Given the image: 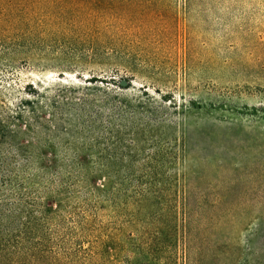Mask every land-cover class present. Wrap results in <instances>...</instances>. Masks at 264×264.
I'll return each instance as SVG.
<instances>
[{
    "label": "rangeland",
    "instance_id": "374dc122",
    "mask_svg": "<svg viewBox=\"0 0 264 264\" xmlns=\"http://www.w3.org/2000/svg\"><path fill=\"white\" fill-rule=\"evenodd\" d=\"M4 12L33 33L24 53L0 48V157L16 168L14 189L0 173L1 249L19 241L24 264H264V0Z\"/></svg>",
    "mask_w": 264,
    "mask_h": 264
},
{
    "label": "trees",
    "instance_id": "16d2710c",
    "mask_svg": "<svg viewBox=\"0 0 264 264\" xmlns=\"http://www.w3.org/2000/svg\"><path fill=\"white\" fill-rule=\"evenodd\" d=\"M2 17V20H0V48L5 52L24 53L28 46L26 42H32L31 35L33 32L31 30H25L22 26L17 25V23L12 20L13 16L9 17L8 14L5 15V12ZM11 157L12 156L0 157V163L2 164V166H0V173L4 177V183L8 184L10 188L12 187L11 189H14L16 186L14 180V171L16 168L12 167ZM17 169H19V167ZM13 207L15 211L19 210L17 206ZM2 243L1 241L0 249L4 246V244L1 246ZM18 243L19 241L14 246L9 245L7 248L0 250V264H24ZM7 244H12V242L8 240ZM47 264L54 263L48 262Z\"/></svg>",
    "mask_w": 264,
    "mask_h": 264
}]
</instances>
